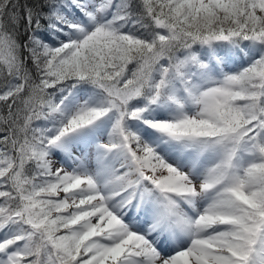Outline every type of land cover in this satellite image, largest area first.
<instances>
[{
  "label": "snow or ice",
  "instance_id": "6c2138e0",
  "mask_svg": "<svg viewBox=\"0 0 264 264\" xmlns=\"http://www.w3.org/2000/svg\"><path fill=\"white\" fill-rule=\"evenodd\" d=\"M0 264H264V0H0Z\"/></svg>",
  "mask_w": 264,
  "mask_h": 264
}]
</instances>
